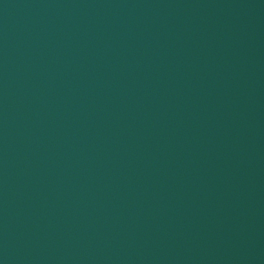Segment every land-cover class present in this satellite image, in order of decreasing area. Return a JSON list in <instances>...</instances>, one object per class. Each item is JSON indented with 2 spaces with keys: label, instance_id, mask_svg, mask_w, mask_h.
<instances>
[{
  "label": "water",
  "instance_id": "1",
  "mask_svg": "<svg viewBox=\"0 0 264 264\" xmlns=\"http://www.w3.org/2000/svg\"><path fill=\"white\" fill-rule=\"evenodd\" d=\"M0 264H264V0H0Z\"/></svg>",
  "mask_w": 264,
  "mask_h": 264
}]
</instances>
